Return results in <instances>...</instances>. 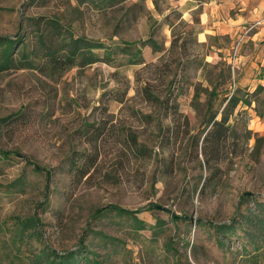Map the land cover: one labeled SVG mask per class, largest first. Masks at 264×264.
<instances>
[{
  "label": "rangeland",
  "instance_id": "1",
  "mask_svg": "<svg viewBox=\"0 0 264 264\" xmlns=\"http://www.w3.org/2000/svg\"><path fill=\"white\" fill-rule=\"evenodd\" d=\"M181 3L0 0V36H21L8 61L0 44V264H37L44 242L65 251L81 238L79 264H264L263 223L246 219L264 222V82L243 79L227 35L197 41L196 9ZM41 15L103 46L84 65L42 69L23 57ZM230 93L227 135L203 138ZM94 148L79 177L73 161ZM31 215L43 239L18 237Z\"/></svg>",
  "mask_w": 264,
  "mask_h": 264
},
{
  "label": "trees",
  "instance_id": "2",
  "mask_svg": "<svg viewBox=\"0 0 264 264\" xmlns=\"http://www.w3.org/2000/svg\"><path fill=\"white\" fill-rule=\"evenodd\" d=\"M35 23L38 45L36 48H26L24 50L23 57H25V59H29L33 56L35 59H39L40 63L43 64L42 69L53 70L77 63L84 65L93 60L92 57H94V55H92V49L103 46L101 42L96 40L75 35L72 30L66 27L56 17L41 15V17H36ZM20 37L21 36L19 35L17 38L13 39L0 36V44H3L1 55L4 61L9 60L12 55L13 46L20 39ZM217 74L224 77L228 76L229 72L227 69L221 68ZM258 87V90L263 88L261 84H259ZM144 91L147 94H150L146 87L144 88ZM238 100L239 97H237L235 93H230L226 96V100L220 110L219 117H215L216 111H213L208 115L204 122V127L207 128V130L205 131L203 138L206 136L224 138L227 135V130L230 128V124L227 122L228 113L223 110L224 107L232 108L233 105L237 104ZM91 126L92 131H96V135L100 133L98 128H103L100 124ZM128 135V138L132 143L131 147L135 151L145 154L143 145L136 143L135 136L132 133H129ZM88 156L90 157V160L89 162H86L85 166L84 164H75V161H73L75 166L74 173L79 175V177L84 175L88 171L90 165L95 162L97 156L95 148L88 153ZM110 207L115 208L113 206ZM117 208L119 211L131 212V210H127L119 206L116 207V209ZM103 209L104 208H97L96 210L102 211ZM246 219L253 223L258 220V223H263L261 226L264 228L263 219L257 218L252 214L247 215ZM17 224V234L19 238H23L26 233L27 235L36 237L37 239L44 238V231L42 229L43 223L37 216L31 215L18 217ZM214 227L219 232L224 233V231L232 227V224L221 223L215 224ZM85 248L86 246L83 242V238L79 239V245L76 249H69L65 251H59L44 242L43 246L35 250L33 255L37 264H79L82 259L86 262L90 261V258L86 255Z\"/></svg>",
  "mask_w": 264,
  "mask_h": 264
},
{
  "label": "crops",
  "instance_id": "3",
  "mask_svg": "<svg viewBox=\"0 0 264 264\" xmlns=\"http://www.w3.org/2000/svg\"><path fill=\"white\" fill-rule=\"evenodd\" d=\"M180 7L186 12L196 9L198 28L194 35L199 42L222 35H227L232 42L251 25L235 57V65L240 73L247 75L244 80L264 82V75L261 77L264 73V0H182ZM212 50L218 48L212 47Z\"/></svg>",
  "mask_w": 264,
  "mask_h": 264
},
{
  "label": "built area",
  "instance_id": "4",
  "mask_svg": "<svg viewBox=\"0 0 264 264\" xmlns=\"http://www.w3.org/2000/svg\"><path fill=\"white\" fill-rule=\"evenodd\" d=\"M251 27L248 26L245 28V30H243V32L241 33H238L235 38L233 39L232 41V49H231V52H230V48H229V53H230V56L232 58L235 57V55L238 53L240 47L242 46V41L244 40V37H245V32ZM235 59V58H234ZM230 63H231V58H230Z\"/></svg>",
  "mask_w": 264,
  "mask_h": 264
}]
</instances>
